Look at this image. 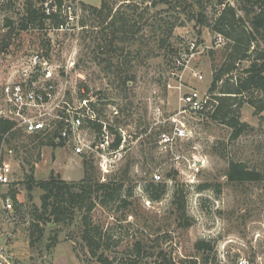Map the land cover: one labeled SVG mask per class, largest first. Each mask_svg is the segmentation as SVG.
<instances>
[{
    "label": "rangeland",
    "instance_id": "rangeland-1",
    "mask_svg": "<svg viewBox=\"0 0 264 264\" xmlns=\"http://www.w3.org/2000/svg\"><path fill=\"white\" fill-rule=\"evenodd\" d=\"M107 1L112 12L108 18L107 11L99 16L91 9L100 8L102 0H64L65 5H76L80 16L78 23L59 30L64 18L56 0H46L44 6L50 4L52 14L60 16L59 25L50 18L42 27L22 30L28 0H0V108L11 74L30 53L40 51L53 65L51 84L60 115L86 113L77 110L87 98L99 120L121 129L127 138L123 157L106 172L97 155L88 151L77 155L75 142L56 138L58 121L56 137L29 136L21 129L18 137L7 136L10 144L4 140L0 150L2 163L11 170L8 184L0 188L2 245L19 264H98L82 239L86 210L74 207L57 222L45 213V192L38 185L52 175L80 183L87 176L88 163L93 180L84 186L91 184L94 190L96 183L123 184L121 198L106 207L93 197L97 204L90 216L108 236L104 246L109 257L118 261L133 257V245L141 241L145 255L139 264H159L162 252L173 264H239L241 259L264 264V178L231 182L227 177L232 161L264 176V112L244 104L240 121L247 127L236 140L229 126L205 117L197 129L204 133L210 166L195 185L185 183L156 150L157 135L165 129L157 124L159 119L180 108L182 94L191 89L209 91L214 68L224 63L231 42L222 36L218 45L219 35L213 30L223 4L234 6L248 24L245 10L251 7L245 0ZM32 2L35 8L41 6L38 0ZM199 16L209 25L202 26ZM190 43L197 44L196 57L188 69L175 70L176 59L188 52ZM253 48L264 50L262 36ZM250 65L251 61H243L237 74ZM173 71L181 77H173ZM247 95L264 96L259 91ZM158 107L162 118L154 113ZM97 125L85 118L82 136L93 141ZM156 174L162 179L157 180ZM30 176L36 181L32 190L27 184ZM163 185L162 197L153 201L150 196L160 195ZM6 197L14 202L12 212L3 209ZM122 199L129 206L124 207ZM198 242H205L207 249L197 250Z\"/></svg>",
    "mask_w": 264,
    "mask_h": 264
},
{
    "label": "built area",
    "instance_id": "built-area-1",
    "mask_svg": "<svg viewBox=\"0 0 264 264\" xmlns=\"http://www.w3.org/2000/svg\"><path fill=\"white\" fill-rule=\"evenodd\" d=\"M66 1V0H65ZM47 14L52 9L50 4L45 5ZM61 14L64 23L58 27L64 30L66 26L78 23L79 11L76 5H63ZM223 43L219 35L218 45ZM197 55V44L190 43L188 52H182L176 59L175 70L188 69L190 62ZM53 65L40 51L30 53L24 59L18 71L13 72L4 88L3 105L0 108V119L10 120L16 124L15 129H21L29 136L51 134L56 137L58 123L61 127L58 132V140L75 142L74 153L77 155H97L100 168L109 172L111 168L123 157L127 143L124 132L119 128H113L99 120L96 110L90 106V100L85 98L80 108L86 113L77 112L73 117L61 116L59 103L55 100V85L52 82ZM39 74L42 77L39 78ZM173 77H181L173 71ZM194 76L203 80L200 73L194 72ZM49 79V80H48ZM45 82V83H44ZM215 94L209 91L203 92L198 89H191L182 94L179 98L180 108L166 119H159L157 124L164 125L156 139V150L164 161L165 165L175 172L185 183L195 185L200 181V176L210 166L209 155L203 141V132L197 128L206 116H212L218 105ZM158 118L164 113L162 108L154 110ZM102 126V131L95 136L93 141L82 136L84 119ZM58 121V123H57ZM167 126V128H166ZM121 138L120 145L113 147L115 135ZM12 152V151H11ZM0 154V188L8 184V177L11 175L10 166L2 163ZM155 178L161 180L162 176L156 174ZM3 209L12 212L14 202L11 197H6L3 202ZM0 264H19L14 254L2 245L0 240ZM239 264H250L246 259H241Z\"/></svg>",
    "mask_w": 264,
    "mask_h": 264
},
{
    "label": "trees",
    "instance_id": "trees-1",
    "mask_svg": "<svg viewBox=\"0 0 264 264\" xmlns=\"http://www.w3.org/2000/svg\"><path fill=\"white\" fill-rule=\"evenodd\" d=\"M38 1L41 2V6L35 8L32 0H28L27 14L23 19L22 30H27L31 26L34 28L42 27L45 25L46 20L50 18L59 25L60 16L56 13L52 14V12L48 15L44 6L46 0ZM56 2L57 9L61 12L64 0H56ZM245 3L252 9H244L250 19L249 24L234 6L223 4L224 8L213 26V30L218 35L225 37L231 42V47L220 68H214L213 80L209 91L212 94H217L215 97L218 100V105L212 115V119L229 126L233 130L231 137L233 140L238 139L247 127L246 123L240 121V111L244 104H249L259 113L264 112V96L260 99L247 95L254 91L264 94V50L253 48L258 41L259 35L264 39V0H245ZM153 5L155 6L156 2ZM91 9L94 13H98L99 16H102L107 11L106 18L111 16L112 13L107 0H102L100 8L94 7ZM255 9L257 10L256 13ZM198 21H201L202 26L209 25L202 16H199ZM248 60L251 61V65L241 70L240 75H238L241 63ZM127 82L125 80V83ZM221 82H223V86L219 88ZM218 90H220L221 94L216 93ZM15 127L16 124L14 122L0 119V150L4 140H6V144H10V140L6 139L7 136L10 139L19 136L20 130L15 129ZM97 130L100 133L102 126L97 125ZM115 136L113 147H118L121 138L117 134ZM92 168L88 163L86 164L85 171L87 176L77 184L58 180L54 175L49 181L38 183L45 192L42 197L43 209L45 213L49 212L50 216H55L57 222H62L68 213H73L71 210L74 207L80 210L85 209L87 214L83 217L82 239L91 256L97 259L98 264H139V261L145 255V247L141 241L134 243L132 250L135 254L133 257L118 261L116 258H111L106 254L109 249L104 244H107L108 236L104 234L100 226H96L93 223L90 216L97 204L93 197L99 199V203L106 207L109 203L121 198L123 184L112 182L96 183L94 190H92L91 184L84 186L88 181L93 180L90 173ZM227 177L231 182L260 181L264 178L258 172L249 171L245 164L234 161L229 164ZM35 183L34 177L30 176L27 182L29 190L33 189V184ZM86 187H89V190ZM151 187L155 188L153 184ZM151 187L147 189L148 193L152 192ZM161 187L162 193L160 195L150 196L153 201H158L165 192L166 185ZM121 201L124 207L129 206L127 200L122 199ZM185 213L186 207H183L181 214L185 215ZM42 218L44 219L45 215ZM45 221L48 220L46 219ZM109 233L110 231H107L106 234L109 235ZM195 247L199 251L207 249L205 242H198ZM126 251L129 250L127 249ZM159 255L162 257V261L159 264H173L172 260L167 259V254L164 252Z\"/></svg>",
    "mask_w": 264,
    "mask_h": 264
}]
</instances>
